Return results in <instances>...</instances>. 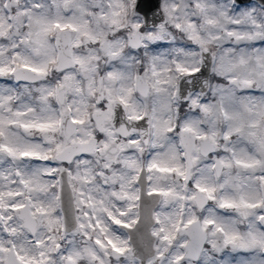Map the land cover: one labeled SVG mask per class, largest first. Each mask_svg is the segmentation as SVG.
<instances>
[{
	"label": "snow or ice",
	"instance_id": "6c2138e0",
	"mask_svg": "<svg viewBox=\"0 0 264 264\" xmlns=\"http://www.w3.org/2000/svg\"><path fill=\"white\" fill-rule=\"evenodd\" d=\"M0 264H264V0H0Z\"/></svg>",
	"mask_w": 264,
	"mask_h": 264
}]
</instances>
